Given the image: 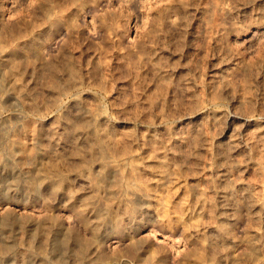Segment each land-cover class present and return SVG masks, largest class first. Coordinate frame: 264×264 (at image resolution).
<instances>
[{
  "label": "rangeland",
  "instance_id": "1",
  "mask_svg": "<svg viewBox=\"0 0 264 264\" xmlns=\"http://www.w3.org/2000/svg\"><path fill=\"white\" fill-rule=\"evenodd\" d=\"M0 264H264V0H0Z\"/></svg>",
  "mask_w": 264,
  "mask_h": 264
},
{
  "label": "bare ground",
  "instance_id": "2",
  "mask_svg": "<svg viewBox=\"0 0 264 264\" xmlns=\"http://www.w3.org/2000/svg\"><path fill=\"white\" fill-rule=\"evenodd\" d=\"M24 148H25V147H24ZM228 194H230V193H228ZM224 196L226 197V196H227V193H224ZM225 206H227V205H225ZM225 206H224V207H225Z\"/></svg>",
  "mask_w": 264,
  "mask_h": 264
}]
</instances>
